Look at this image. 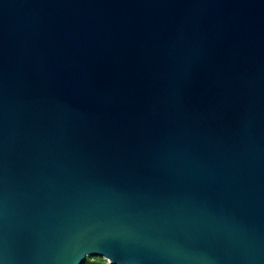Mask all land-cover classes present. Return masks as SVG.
Masks as SVG:
<instances>
[{"label":"water","instance_id":"95a60500","mask_svg":"<svg viewBox=\"0 0 264 264\" xmlns=\"http://www.w3.org/2000/svg\"><path fill=\"white\" fill-rule=\"evenodd\" d=\"M264 264V0H0V264Z\"/></svg>","mask_w":264,"mask_h":264},{"label":"trees","instance_id":"16d2710c","mask_svg":"<svg viewBox=\"0 0 264 264\" xmlns=\"http://www.w3.org/2000/svg\"><path fill=\"white\" fill-rule=\"evenodd\" d=\"M92 258L94 259L92 263L85 261L84 264H106L105 260H103L101 257H92Z\"/></svg>","mask_w":264,"mask_h":264},{"label":"rangeland","instance_id":"374dc122","mask_svg":"<svg viewBox=\"0 0 264 264\" xmlns=\"http://www.w3.org/2000/svg\"><path fill=\"white\" fill-rule=\"evenodd\" d=\"M92 257H95V256H88V257H86L85 261H88L89 263H92L94 261V259ZM102 259L105 260L106 264H109L106 259H104V258H102Z\"/></svg>","mask_w":264,"mask_h":264}]
</instances>
